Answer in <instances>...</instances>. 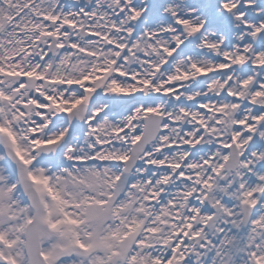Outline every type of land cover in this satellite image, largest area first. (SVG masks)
I'll use <instances>...</instances> for the list:
<instances>
[{"label": "snow or ice", "instance_id": "1", "mask_svg": "<svg viewBox=\"0 0 264 264\" xmlns=\"http://www.w3.org/2000/svg\"><path fill=\"white\" fill-rule=\"evenodd\" d=\"M0 264H264V0H0Z\"/></svg>", "mask_w": 264, "mask_h": 264}]
</instances>
